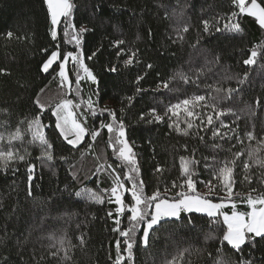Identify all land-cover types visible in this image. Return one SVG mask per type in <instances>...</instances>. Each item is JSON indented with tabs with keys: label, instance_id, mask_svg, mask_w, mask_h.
<instances>
[{
	"label": "trees",
	"instance_id": "trees-1",
	"mask_svg": "<svg viewBox=\"0 0 264 264\" xmlns=\"http://www.w3.org/2000/svg\"><path fill=\"white\" fill-rule=\"evenodd\" d=\"M71 3L74 5L71 22L77 30L89 29L82 39L85 58L99 49L92 60L85 59L98 83L82 82V98L91 95L95 100L98 92V108L111 109L118 118L124 119L127 139L137 154L139 178L145 182V194L151 195L159 187L161 193L171 198L180 191L177 188L165 193V187L171 189L172 181L179 183L181 156H195L200 161L196 165V187L199 192H206L209 180L213 184L218 181L213 179L211 169H205L203 158L211 160L215 156L217 161H226L233 159L235 152H242L234 168L233 191L240 194L235 201L237 210L248 211L242 198L252 189L257 190L251 193L253 196L264 193L261 182L264 168L256 165L254 158L248 155L250 150L260 148L256 157L264 159V145L259 143L264 139V55H258L254 65L243 63L253 47L261 46L264 50V29L255 18L239 16L234 22L240 24L242 31L234 33L224 30L227 14L238 11L231 0H71ZM217 17H220L218 21ZM204 20L214 25L210 32L203 31ZM185 25L189 29L187 32L182 31ZM50 27L44 0H0V69L5 70L0 73V135L5 138L17 127L22 131L27 129V121L37 114L34 104L37 98L49 108L58 103L54 100L62 91L59 78H54L52 70L43 73L41 65L57 43L63 51L75 48L73 43H64L63 18L57 27L56 41L51 38ZM216 27L221 31L217 32ZM9 32L13 34L11 38L7 35ZM117 40L124 43L113 47ZM121 48L124 54L117 57ZM42 49H49L47 55ZM132 52L136 53L134 63L126 67L123 62ZM114 66L117 70L109 71ZM54 67L58 71V64ZM68 69H72L71 63ZM245 73L247 79L239 84ZM181 74L189 83L181 79ZM138 76L142 77L139 83ZM69 78L74 84L71 71ZM163 81L169 82V88L160 86ZM208 85L225 90L240 89L219 105L234 110L235 114L221 119L236 128L235 133L222 129L228 131L227 137H213L211 126L204 130L196 127L201 125L200 117L192 120L194 127L189 129V135L177 133L168 125L176 121L181 128H186L182 111L179 118L168 113L163 122L149 123L153 119L150 109L164 115L170 104L194 95L209 92L212 96L225 95L223 91L217 93L206 87ZM137 88L143 91L137 93ZM127 97L134 99L129 103ZM67 98L79 102L74 93H69ZM194 111L201 113L206 123V113L212 110L195 108ZM142 114L144 119H141ZM109 120L107 113L89 117L87 127L99 128L101 121L107 123ZM41 122L48 125L44 131L54 144V161L37 159L41 148L30 144L31 135L24 132V139L13 141V147L21 154L25 149L30 153L27 163L35 165L32 181L28 180L24 161L0 170V264H112L119 234L112 231L116 225L107 213L111 210L115 217L116 205L107 200L97 204L76 195L85 188L97 192L111 188V169L106 168L98 176L92 175L98 164L106 160L113 167L119 163L107 146L108 132L106 129L101 132L91 151L88 150L90 137L78 149H73L54 130L55 117L51 111L41 114ZM215 126L219 128L220 122ZM249 131L256 139L246 138ZM200 136L204 137L203 141ZM236 136L242 142H238ZM0 147L7 150L6 141H0ZM97 155H101L100 160L96 159ZM245 162L251 165L247 171ZM158 165L164 169L162 173L155 172ZM220 166L219 163L215 165L217 169ZM120 174L123 178V172ZM246 175L252 177L250 184L244 179ZM225 195L217 190L210 198L219 202L218 198ZM125 200L132 203L129 193L125 194ZM224 211L231 213V206L227 205ZM129 215L126 211L120 217L121 230L129 227ZM225 229L222 218L215 223L206 214L181 213L179 218L164 219L153 226L148 244L144 245L143 230L139 228L131 264H234L241 258L251 264H264V239L256 238L254 243L245 245L242 252H236L222 240ZM209 236L212 238L206 239ZM79 237H83V244ZM65 249L70 260L64 258ZM53 252L55 256L50 255ZM124 255L126 259L122 264H128L126 253Z\"/></svg>",
	"mask_w": 264,
	"mask_h": 264
},
{
	"label": "snow or ice",
	"instance_id": "snow-or-ice-1",
	"mask_svg": "<svg viewBox=\"0 0 264 264\" xmlns=\"http://www.w3.org/2000/svg\"><path fill=\"white\" fill-rule=\"evenodd\" d=\"M44 4L47 8L48 17L50 19L51 27L49 29L51 38L53 41L57 40L58 32L57 25L61 23V18H63L64 23V43L75 44V51H63L60 44L57 43L55 50H52L50 55H47L49 49H42V51L47 55L41 65V71L43 73H49L52 70L55 73L54 78L58 77L60 81V87L66 89L63 92L65 98L61 99L53 107L43 104L39 98L34 101L37 108L36 116L27 121L28 127L25 130H21L17 127L16 131L10 134L7 138L0 135V141H6L7 150L0 147V170H7L12 164L17 161H24L27 163V156L30 155L27 149H25L24 154H21L19 150L13 147V141L24 139V132L31 135L30 144H36L41 148V155L37 159L45 162L54 161L55 157L54 144L48 139L45 134V125L41 122V114L46 110L51 111V115L55 117L54 130L58 133L59 137L62 138L67 145L71 146L73 149H78L84 142L86 138L90 137L91 142L88 143V150H93V145L97 140V137L101 135L103 130L108 132L107 146L112 149V156L115 157L116 161L119 163L113 167L112 163H108L107 160L104 164H98L96 172L93 176H98L105 169H111L112 186L110 189H102L97 192L93 189L85 188L82 191H78L76 195L78 197H83L89 202L103 204L107 200L110 204H115L114 209L115 217L113 211L107 213L109 218H114L115 227L112 229L113 232L118 233L119 236L115 241L116 257L112 261V264H122L125 261L127 255L128 264H131L133 260V245L135 241L136 231L140 228L143 222V237L141 238L144 245L148 244V238L150 235V230L153 226L159 224L161 220L170 218H179L181 213L187 212H197L206 214L211 221L215 223L220 222L222 217L223 225L226 229L223 231L222 240L226 242V246H229L232 250L236 252H242L243 247L249 243H254L256 238L264 239V193L253 196L251 193L256 192V189H252L251 192L242 198V202L247 205L248 211L241 212L237 210L236 198L240 196L239 193L233 191V186L236 183L234 179V168L236 166V161L242 156V152H235L233 154V159L226 161H217L216 157L213 156L211 160L209 157H204V167L205 169H211L213 179L218 181V183L213 184L211 180L207 182L206 192L201 194L197 190L196 177L198 172L196 170V165L200 163L199 160L195 159V156L186 158L181 156L179 159V170L180 178L179 183L177 181H172L171 189L165 187V193L172 191L173 189H180L176 191L175 195L171 198L167 197L165 194L161 193L159 187L151 194H145V182L142 179L137 180L140 175V168L138 166L137 154L133 150L132 144L129 143L126 135V125L124 119L118 118L117 113L111 109L98 108V92L95 93L97 99H93L90 95L87 99L82 98L81 84L82 82H91L93 84L98 83L97 77L93 70L85 62V59L92 60L99 49L93 52L91 55L85 58L82 51V39L83 34L89 29L81 27L79 30L76 29L75 25L71 22V15L74 5L71 0H44ZM231 4L235 9L227 14V22L224 24V30H228L234 33L241 32V26L238 22H234L241 15H248L254 17L261 29H264V0H231ZM220 17H217L218 21ZM203 31L210 32V28L214 25L208 20L202 21ZM188 26L185 25L182 31L187 32ZM216 31L220 32L221 29L216 27ZM8 37H12V33L9 32ZM183 39L182 36L179 37ZM124 43L123 40H117L113 43V47H119ZM124 49L121 48L120 51L116 53L117 57L124 54ZM258 55H264V50L261 46L253 47L247 59L243 61L245 65L251 66L256 63V57ZM136 56L135 52L129 55L128 59L123 63L127 67L134 63V58ZM71 62L72 69L67 68L68 63ZM58 64V71L54 65ZM151 68V65H148ZM117 69L112 67L109 71L115 72ZM4 69H0V73H4ZM72 72L75 78V83L70 80L69 72ZM248 74H244V79L238 81L239 84H243L245 79H247ZM142 79V77H137V83ZM173 79V78H170ZM181 79L185 83H189L186 76L181 74ZM163 88H169V82L163 81L160 85ZM159 87V86H158ZM206 87L214 89L215 92H225L224 96H212L211 92L207 95H194L190 98H185L180 100L176 104H170L164 115L157 114L156 110L150 109L149 113L153 117L149 123L152 122H163L165 116L171 113L172 116L180 117L181 111L185 114L186 128H181L180 124L176 121L169 123L168 127L173 129L177 133H182L183 135H189V129L194 127L192 120L197 117L201 119V125H196V127L207 128L211 126L212 136L221 138L228 136V131H222V129H228L235 133L236 128H232L230 125L225 124L222 117L228 114H235L234 110L231 108H220L219 105L224 100L231 99L233 93L239 91L240 89H222L215 87L214 85H208ZM44 89H41L43 92ZM143 89L137 88L136 92L140 93ZM69 93H74L79 102L76 100L67 98ZM39 97V93L37 94ZM129 103L132 102L134 97H127ZM214 101L209 103V101ZM259 103V100L256 101ZM195 108L201 109H211L210 113H206L207 119L204 122L201 113L195 112ZM124 109H121V113ZM105 113L110 117L109 122L105 123L101 121L99 128L89 129L87 127V120L89 117L102 116ZM144 115H141V119H144ZM192 118V119H187ZM239 119V117H237ZM219 121L220 127L217 128L215 123ZM248 140L256 139L253 132L249 131L246 134ZM238 142H242L239 136L235 137ZM201 141L204 140L203 136H200ZM260 144L264 145V139L259 141ZM187 150V145L183 146ZM213 147H219L218 145H213ZM195 152V149L193 150ZM260 152V148L252 149L248 152L249 157L254 158L253 162L256 165L264 168V159L256 157V153ZM84 152H81V156ZM102 155V154H101ZM101 155H97L96 159L100 160ZM61 160H66V157H60ZM221 164L218 169L215 167L216 164ZM251 165L248 162L244 163V169L247 171ZM118 169L120 171H118ZM35 170V165L27 163V173L29 182L33 179V173ZM162 169L159 165L156 167V173H162ZM120 172H123V178H121ZM75 173H73V179H76ZM244 179L250 184L252 182L251 176H245ZM203 183L202 181H200ZM264 183V180L261 181ZM126 183L131 184V187H126ZM217 190L223 191L226 195L222 198H218L219 202H213L210 198L213 192ZM106 193L108 195H104ZM125 193H130L132 203L130 205L125 204ZM226 205H230L232 208L231 214H227L224 209ZM130 212L131 215L128 216L129 227L121 230V219L125 213ZM212 237H206V239H211ZM81 244L84 243L83 237L78 238ZM61 246H63V240L60 241ZM65 251L64 258L70 260L71 257L68 255V250ZM219 253V249H217ZM50 255L55 256L56 253H50ZM211 255V254H209ZM111 260V256L109 257ZM219 264V262H218ZM234 264H251L250 261L241 258L235 261Z\"/></svg>",
	"mask_w": 264,
	"mask_h": 264
},
{
	"label": "rangeland",
	"instance_id": "rangeland-1",
	"mask_svg": "<svg viewBox=\"0 0 264 264\" xmlns=\"http://www.w3.org/2000/svg\"><path fill=\"white\" fill-rule=\"evenodd\" d=\"M57 27H58V25H57ZM73 47L75 48V50H76V47H75V44L73 43ZM74 50V51H75ZM69 63H71V62H69ZM68 63V64H69ZM67 68H68V65H67ZM59 87H60V85H59ZM60 89H62L61 87H60ZM64 91H66V89H62V91H61V93H60V95L54 100V101H56V102H59L61 99H63V98H65L64 97V95H63V92ZM140 178H139V176L137 177V180H139ZM126 187H131V184H129L128 185V183H126ZM199 192V191H198ZM205 192V190H202V191H200V193L201 194H203ZM126 194V193H125ZM130 194V193H129ZM131 196V195H130ZM213 202H217V201H213ZM125 204H128V205H130L129 203H128V201L127 200H125ZM227 206V205H226ZM226 212V211H225ZM187 213H189V212H187ZM197 213V212H196ZM203 214V213H202ZM227 214H231V213H227ZM130 215H131V213H130ZM222 218V217H221ZM143 226H144V224H143V222L141 223V226H140V228H142L143 229ZM139 230V229H138ZM137 230V231H138ZM137 231H136V233H137ZM142 237H143V235H142ZM131 263H133V262H131Z\"/></svg>",
	"mask_w": 264,
	"mask_h": 264
}]
</instances>
